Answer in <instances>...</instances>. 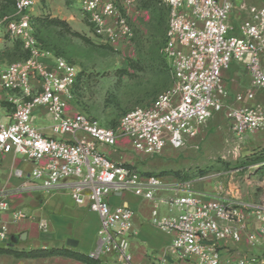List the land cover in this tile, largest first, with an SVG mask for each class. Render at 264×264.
Masks as SVG:
<instances>
[{"label": "built area", "instance_id": "built-area-1", "mask_svg": "<svg viewBox=\"0 0 264 264\" xmlns=\"http://www.w3.org/2000/svg\"><path fill=\"white\" fill-rule=\"evenodd\" d=\"M36 0H14V15L0 17V47L6 37L20 40L27 58L8 65L0 73V94L16 93L18 100L7 122L0 120V154H13L31 169H16L23 190L67 189L77 205L87 204L99 218L97 242L88 257L101 264H132L129 245L135 235L134 211L124 205L112 206L109 197L132 192L154 201L157 191L172 190L174 196L154 202L151 222L172 234L167 253L174 264H264V258L248 254L225 257L218 243H239L242 236L256 243V232L247 233L248 216L258 220V206L239 200L206 197L192 192L188 182L166 183L157 175H145L111 160L99 146L115 147L123 135L133 151L160 154L166 146L182 148L198 135L200 126L223 110L233 131L241 136L264 129V106L230 107L222 73L233 61L241 62L253 88L264 92V1L259 6H241L246 18L239 35L230 34L229 16L233 0H159L168 12L167 31L161 53L169 60L170 86L149 105L126 112L115 129L97 118L73 112L70 102L78 73L63 59L47 67L42 59L29 12ZM81 10L94 31L111 39L131 36L123 17L130 0H80ZM111 24V27L107 25ZM37 81L38 85H34ZM246 97L253 98L247 91ZM241 95L236 101H242ZM44 107L50 128L58 137L70 135L73 142L48 137L32 124L34 110ZM165 203L171 213L160 218L157 206ZM9 209L0 198V213ZM16 218H22L18 212ZM45 230L46 225L40 224ZM8 240L7 228L0 225V242ZM152 264H167L165 256Z\"/></svg>", "mask_w": 264, "mask_h": 264}, {"label": "rangeland", "instance_id": "rangeland-1", "mask_svg": "<svg viewBox=\"0 0 264 264\" xmlns=\"http://www.w3.org/2000/svg\"><path fill=\"white\" fill-rule=\"evenodd\" d=\"M263 1L233 0L235 8L229 21L238 27L244 17L236 7L241 3L259 6ZM122 13L131 36L114 39L94 31L80 0H36L28 13L44 58L51 62L63 59L78 73L71 107L115 129L126 112L149 105L171 83L169 60L161 53L168 23L166 7L159 0H130ZM13 15L12 3L0 5V17ZM55 19L66 22L84 40L48 24ZM27 56L20 40L11 41L8 47L0 48V72ZM224 111L200 126L198 135L182 148L168 145L160 154L150 156L133 151L121 134L118 143L123 141L129 153L125 163L141 174L157 175L166 183L211 181L218 192L228 184L237 187L241 200L258 206V240L252 244L246 235L244 238L249 248L258 246V257L264 258V129L239 136ZM231 252L234 258L254 254L246 247Z\"/></svg>", "mask_w": 264, "mask_h": 264}, {"label": "crops", "instance_id": "crops-1", "mask_svg": "<svg viewBox=\"0 0 264 264\" xmlns=\"http://www.w3.org/2000/svg\"><path fill=\"white\" fill-rule=\"evenodd\" d=\"M242 5L248 6L241 3L236 8L245 19L246 14L241 9ZM229 27L231 29L230 34L239 35V26L236 27V23L233 20L229 21ZM11 41L13 40L6 37L5 42L0 48L8 47ZM42 62L47 67L53 64L48 58H43ZM262 66L264 67V56L262 57ZM222 83L227 92L225 99L227 106L248 107L258 104L264 106V92L252 87L251 78L241 62L233 61L230 68L223 71ZM33 84L37 86L38 82L33 81ZM247 91L253 92L252 99L246 97ZM239 95L243 97L242 101H236V97ZM17 100L18 94L16 93L0 94V120L4 122L8 121L14 108L13 102ZM70 109L76 112L71 105ZM32 124L40 133L48 137H53L66 143L73 142V137L70 135L58 137L52 133L50 115L44 107H38L34 110ZM127 142L129 144L128 140ZM125 148L124 142L118 143L117 139L115 147L99 146L98 150L106 154L111 160L128 165L125 161L129 158V153ZM16 169L27 173L31 169V165L30 163L23 162L13 154H0V198L4 197L9 207L7 211L0 213V225L6 226L8 234V240L0 242V248H11L16 251L65 248L88 255L96 246L97 231L99 229L98 216L89 210L87 204H75L67 189L61 188L52 191L23 190L21 188L23 181L14 176ZM178 181V183L181 182L180 180ZM175 182L177 183V181ZM185 182L189 183L192 192L206 197L243 201L241 200V191L237 190V187L235 188L232 184H228L227 188L218 192V188L211 181L194 179ZM174 194L175 192L172 190H159L155 194L154 201L144 200L132 192H125L121 195L109 197L110 205H124L134 211L133 228L135 235L129 245L132 264H152L156 259L163 256H165L167 264H174L173 256L166 252L172 241V234L161 231L151 222V212L154 202L166 201L172 198ZM18 212L23 214L22 218H16L15 214ZM157 213L160 218L178 214L177 211L170 213L165 203L158 204ZM41 223L46 225L45 230L40 228ZM258 226V220L255 215L250 213L248 216L247 232L257 230ZM244 236H242V242L239 244L231 241H220L218 246L222 254L227 258L234 259L232 256L233 252L231 251H234L238 247H246V250H252L254 254L258 255V246L255 245L253 248H249V244L246 243ZM70 239L76 242L75 247L66 245V242ZM237 253L240 254L239 252L234 254ZM0 264L82 263L66 257L17 259L9 255H0Z\"/></svg>", "mask_w": 264, "mask_h": 264}, {"label": "trees", "instance_id": "trees-1", "mask_svg": "<svg viewBox=\"0 0 264 264\" xmlns=\"http://www.w3.org/2000/svg\"><path fill=\"white\" fill-rule=\"evenodd\" d=\"M5 3H12L14 5V0H0V5H3ZM48 24L51 26L60 27L66 30V32H68L73 37L84 40V38L79 33L72 32L68 24L64 21L55 19V20L48 21ZM257 160L260 161V159H257ZM261 160L264 161V159H261ZM0 255H9L17 259H40V258H51V257H66V258L74 259L82 264H101L99 261L89 258L88 255L80 254V253H77L70 249H65V248H58V249L44 248V249H35V250H30V251H16L11 248H0Z\"/></svg>", "mask_w": 264, "mask_h": 264}, {"label": "water", "instance_id": "water-1", "mask_svg": "<svg viewBox=\"0 0 264 264\" xmlns=\"http://www.w3.org/2000/svg\"><path fill=\"white\" fill-rule=\"evenodd\" d=\"M66 245L69 246V247H75L76 246V242L70 239V240H68L66 242Z\"/></svg>", "mask_w": 264, "mask_h": 264}]
</instances>
